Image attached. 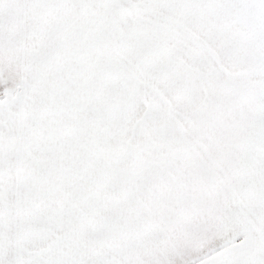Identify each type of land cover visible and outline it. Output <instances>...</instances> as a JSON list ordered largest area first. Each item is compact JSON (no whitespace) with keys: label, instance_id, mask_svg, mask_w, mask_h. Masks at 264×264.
<instances>
[{"label":"snow or ice","instance_id":"obj_1","mask_svg":"<svg viewBox=\"0 0 264 264\" xmlns=\"http://www.w3.org/2000/svg\"><path fill=\"white\" fill-rule=\"evenodd\" d=\"M0 264H264V0H0Z\"/></svg>","mask_w":264,"mask_h":264}]
</instances>
